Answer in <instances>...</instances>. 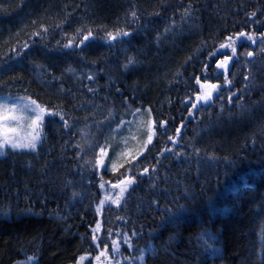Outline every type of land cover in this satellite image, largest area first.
<instances>
[{"label": "trees", "instance_id": "trees-1", "mask_svg": "<svg viewBox=\"0 0 264 264\" xmlns=\"http://www.w3.org/2000/svg\"><path fill=\"white\" fill-rule=\"evenodd\" d=\"M117 32L128 35L109 39ZM223 60L233 63L225 77ZM203 83L218 98L186 125ZM5 94L59 115L35 152L0 158V264H73L90 250L95 194L81 148L117 147L107 130L80 147L75 127L120 131L139 109L166 129L100 238L141 264H264V0H0Z\"/></svg>", "mask_w": 264, "mask_h": 264}, {"label": "rangeland", "instance_id": "rangeland-1", "mask_svg": "<svg viewBox=\"0 0 264 264\" xmlns=\"http://www.w3.org/2000/svg\"><path fill=\"white\" fill-rule=\"evenodd\" d=\"M224 61L227 60H223L222 64ZM213 85L215 84L203 83L202 85H198V94L195 96L192 107L186 116V125L190 120L195 118V112L199 104L206 107L207 103H209L208 101H215L218 98L217 92L211 95L213 90L218 89L217 85L214 88L212 87ZM209 94L211 100L209 98L205 99V97H209ZM31 100L33 99L29 96L20 94L0 95V142L6 136L10 142L27 143L31 141L36 133H39L35 150L30 148L13 149L9 145H5L2 149L4 154L0 155V158L10 153L35 152L43 139L46 122L49 118L57 117V115H50L49 113L54 112L49 110L44 113H39V110L35 109V105L30 104ZM184 104H188L189 106V103ZM45 109L47 110V108ZM149 113L146 109H139L134 114L130 113L128 117L131 115L130 119L132 118V120L127 125L126 123L123 124L122 128L125 125L126 128L120 131H114L119 128L114 126L107 127L106 129L101 128L100 131L94 126L90 128V125L75 127L78 129L75 133L78 132L79 146V140H81V146H86L89 142L92 144L93 140L102 134V131L107 130L106 135L112 131L109 136V141L117 147V150L115 152L111 150L110 154L109 149L105 147L99 148L90 145L88 149L81 148V177L83 178L85 188H91L94 191L95 197L93 201L95 202L94 208L97 225L91 231L90 250L79 256L73 264H78V262L79 264H141L143 262V257L138 258V262L124 260L121 249H125V247L116 240H113L116 241V244L113 245V241L110 239L108 232L107 237L101 239L100 236L104 226L108 223L110 225L113 223L110 214L119 211L125 203V199L137 186L136 181L131 175L135 171V163L147 153L152 141L157 136V132L161 131L163 133V130L166 129L165 126L155 125ZM37 114L40 116L39 121H36ZM134 116L137 118H134ZM183 129L184 127L181 125L174 136L169 139L170 143H167L168 149L167 151H163L164 154L170 153L172 146L177 147L178 139L182 132H184ZM149 136H151V142H149ZM98 161L102 163H98ZM124 172L126 173V178L121 181L120 177L123 176L122 173ZM128 181H132V183L129 184ZM124 189L126 190L122 191ZM98 225L99 228L97 227ZM93 230L96 231L94 232ZM94 235L97 237L95 241H93ZM113 248H118V251L113 252ZM101 251H105V256H101L100 260L97 261L95 257L99 256ZM29 257L33 256H26L24 260L16 264H34L36 259L29 261ZM81 257H85V259L81 261Z\"/></svg>", "mask_w": 264, "mask_h": 264}, {"label": "snow or ice", "instance_id": "snow-or-ice-1", "mask_svg": "<svg viewBox=\"0 0 264 264\" xmlns=\"http://www.w3.org/2000/svg\"><path fill=\"white\" fill-rule=\"evenodd\" d=\"M132 15L135 16V15H136L135 12H133ZM252 15L254 16L255 13H253ZM121 34H123V35H125V36L128 35L127 32H123V33H121V32H117L115 35L109 33L108 35H109V39H115L117 36H120ZM89 35H91V32H89ZM240 35H241V36H245L246 34L243 33V32H241ZM246 38H247V40H249V41H253V42H254V37H253L252 34H247ZM84 39L86 40V39H88V37L85 36ZM81 43H83V41H81ZM232 43H234V41H232V38L229 37V38H228V42H226V43H224V44H221V48L231 47V46H232ZM232 50H233V53H235V48H234V47H233ZM252 54H253L252 52H248V53H247L248 56H252ZM213 55H215V53H213ZM131 62H132V61L130 60L129 63H131ZM226 63H227V61H224V62H223V64H226ZM221 66H223V65H218V67H221ZM89 79H91V77H89ZM246 79H247V77H246ZM212 87L214 88L215 85H213ZM209 97H210V94H209ZM209 97H205V99H207V98H209ZM198 99H199V97H198ZM30 104H31V105H35V109H38V110H39V113H44V112L47 111L44 107H42L41 105L37 104L35 100H31V101H30ZM193 107H195V105H193ZM49 114H50V115H59V113H49ZM5 118L7 119V117H5ZM60 118H61V120L64 119V117H63L62 115L60 116ZM39 119H40V116H39V114H37L36 121H39ZM34 123H35V121H34ZM65 126H67V121H65ZM38 139H39V133H36V135H34V136L32 137L31 141H29V142H27V143L10 142L9 139L5 136V139H3L2 142H0V155H3V154H4L3 151H2V149L5 147V145H9V146L12 147L13 149H19V148H30V149H32V150H35V148H36V141H37ZM148 139H149V142H151V136H149ZM170 139H171V138H170ZM173 142H175V141H173ZM102 151H103V149H102ZM98 163H102V162H101V161H98ZM128 183L131 184L132 181H128ZM125 190H126V189H124V190H122V191H125ZM97 227L99 228V225H98ZM93 231L95 232L96 230H93ZM96 239H97V237L94 235V236H93V241H95ZM115 244H116V241H113V245H115ZM116 251H118V248H113V252H116ZM101 256H105V251H101V252H100V255H99V256H96L95 259H96L97 261H99ZM33 259H35V258H34V257H29V258H28L29 261H31V260H33ZM84 259H85V257H81V258H80L81 261H83ZM78 264H79V262H78Z\"/></svg>", "mask_w": 264, "mask_h": 264}, {"label": "water", "instance_id": "water-1", "mask_svg": "<svg viewBox=\"0 0 264 264\" xmlns=\"http://www.w3.org/2000/svg\"><path fill=\"white\" fill-rule=\"evenodd\" d=\"M232 61L231 60H227V63L226 64H222V63H220V64H218V65H223V66H221V67H218V65L216 66V71H217V73L219 74V75H224V76H227L228 74H229V72L232 70ZM216 90H213L212 92H211V95L213 94H216ZM211 98H212V96H211Z\"/></svg>", "mask_w": 264, "mask_h": 264}, {"label": "bare ground", "instance_id": "bare-ground-1", "mask_svg": "<svg viewBox=\"0 0 264 264\" xmlns=\"http://www.w3.org/2000/svg\"><path fill=\"white\" fill-rule=\"evenodd\" d=\"M222 76H224V75H222ZM225 77V76H224Z\"/></svg>", "mask_w": 264, "mask_h": 264}]
</instances>
